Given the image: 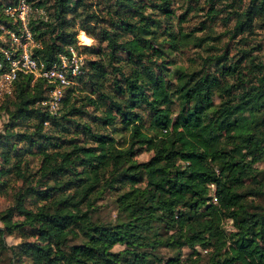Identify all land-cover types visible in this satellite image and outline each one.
Returning <instances> with one entry per match:
<instances>
[{
    "label": "trees",
    "instance_id": "trees-1",
    "mask_svg": "<svg viewBox=\"0 0 264 264\" xmlns=\"http://www.w3.org/2000/svg\"><path fill=\"white\" fill-rule=\"evenodd\" d=\"M178 1H34L47 16L29 23L36 59L48 66L68 46L95 58L76 77L87 94L65 87L56 114L41 104L40 78L18 75L0 100V195L12 199L0 213L2 264H180L182 248L195 258L202 249L206 264H264V174L255 166L264 163V61L248 40L264 31V0H223L236 58L219 49L223 34L211 35L222 11L213 0L188 31L194 4L176 13ZM13 3L0 1L5 29ZM78 31L95 44L78 46ZM190 47L197 62L166 66L169 53ZM49 126L71 137L60 141ZM138 150L151 154L137 162ZM104 192L112 221L94 217ZM3 233L33 240L7 245ZM160 248L175 254L164 259Z\"/></svg>",
    "mask_w": 264,
    "mask_h": 264
},
{
    "label": "rangeland",
    "instance_id": "rangeland-1",
    "mask_svg": "<svg viewBox=\"0 0 264 264\" xmlns=\"http://www.w3.org/2000/svg\"><path fill=\"white\" fill-rule=\"evenodd\" d=\"M5 2L6 0H0ZM35 1V0H34ZM34 1L30 0L28 1V3L30 4L31 7H33V3ZM192 0H180L178 2H175L173 4V8L175 9L176 13H181L183 11V9L188 6V5H192L194 4V11L190 12L189 15L187 16V21L184 22L182 24V29L188 31L190 30L192 27L197 26V23L201 20H203V18L205 19V11L208 7V3L209 0H196V3L190 2ZM215 6L218 9H222V11H220L218 13V17L212 24H211V35H216V34H223V36L221 37V43H220V47L219 49H224L226 50L229 55L232 54V58H236V53H237V49H238V43L236 42L237 38H229V32L232 26V21L231 20H227L225 24H223L222 22V18L225 15V7H223L222 3H225L223 0H213ZM5 16V15H4ZM8 18V17H7ZM9 19V18H8ZM230 19V18H229ZM11 22V20H10ZM198 35V33H196ZM80 34L79 31L77 33L76 39L77 41L81 42L83 45H87V46H91L94 45L95 42L93 41V39L89 38L91 40V43H84L81 39H80ZM86 36V35H85ZM248 40L250 41V43L254 46V45H258V46H254V48H252V54L256 56V59H261L262 61H264V31L262 30H254L252 34H250L248 36ZM241 43V42H240ZM4 45L7 46L8 45V39H7V35H6V30L5 28H3L0 25V45ZM259 47V50H255L256 48ZM193 53H196L195 48L190 47L189 49H186V51H184L181 55L178 53H169L166 57V66L169 67V69H172V67L175 65H181V66H186L190 64L191 59H194V61H198V59H196L193 55ZM82 55V61L84 62L87 59H94L95 57L91 54L88 53H80ZM82 62V64H83ZM74 87V89H76L75 94L77 96H82L84 94H87L86 88H84V86H82L81 83L77 82V80L75 79L73 81L72 84H70L68 87ZM108 89L111 88V86H107ZM91 97H95V95H92ZM87 111L90 112V107L86 108ZM88 118V117H87ZM84 119V118H83ZM80 121V120H79ZM86 121L92 123L90 121V119H86ZM7 122V116L6 114H4L3 112H0V133L3 132V125ZM46 128L48 127V125H45ZM50 127V126H49ZM93 129L95 128V126H92ZM99 131H103L102 129H99ZM50 132L51 135H58L59 136V140L60 141H64V139H69L71 137V135L68 134V132L63 131L62 129H56V128H52L50 127ZM80 137V136H79ZM120 138H118L119 140ZM82 138L79 139V141H81ZM150 151L148 150H138L137 154L134 155L132 157V159H134L137 162H141V161H145L148 159V157L150 156ZM38 166V159L33 157L31 158V160L29 161V168L31 170H35ZM256 169L262 171V174H264V163H257L256 165ZM249 180H244L243 184H247ZM12 185H14V187H17L19 185V181L17 179H14L12 181ZM213 188L211 187V192H212ZM11 194L10 191L7 192L6 194H1L0 195V213H4L6 209L10 208L12 206V199H11ZM95 211H94V217L98 220L101 221H112L113 218L115 217V209H114V205L112 202V197L111 194L109 192H104L102 194V196L96 201V206H95ZM17 217L15 216L14 219H16ZM0 227H1V223H0ZM224 228L225 230L231 231L232 227L230 224L229 220H225L224 221ZM3 240L5 241V243L7 245H16L22 241H32L33 240V236H31V234H28V236H24V237H19L18 234L15 235H6L5 233H3ZM123 247L121 245H114L112 247V251H119L121 250ZM197 250V249H196ZM199 252V255L197 258H195L194 256L189 254V251L186 248H182L180 250V254H179V258H180V264H206L207 261V254L206 252H204L202 249H198L197 250ZM159 253L160 255L164 258L167 259L169 257H171L172 255L175 254V252L167 249V248H160L159 249ZM9 257L8 253H0V264L2 263H6L7 262V258ZM21 264H28V262L25 260L23 261Z\"/></svg>",
    "mask_w": 264,
    "mask_h": 264
},
{
    "label": "built area",
    "instance_id": "built-area-1",
    "mask_svg": "<svg viewBox=\"0 0 264 264\" xmlns=\"http://www.w3.org/2000/svg\"><path fill=\"white\" fill-rule=\"evenodd\" d=\"M3 13L11 20L12 28L5 29L8 45H0V53L5 61V68L0 63V100L11 92L18 75L31 76V82L40 78L47 86L46 97L41 104L48 113L56 114L64 88L83 73L82 55L76 48L68 46L57 54L52 64L45 66L32 54V48L37 47L38 43L29 27L33 20H46L45 11L31 7L27 0H14L12 6L3 9ZM77 45L83 44L77 41Z\"/></svg>",
    "mask_w": 264,
    "mask_h": 264
},
{
    "label": "clouds",
    "instance_id": "clouds-1",
    "mask_svg": "<svg viewBox=\"0 0 264 264\" xmlns=\"http://www.w3.org/2000/svg\"><path fill=\"white\" fill-rule=\"evenodd\" d=\"M80 39L84 42V43H91V40L86 37L83 33H81Z\"/></svg>",
    "mask_w": 264,
    "mask_h": 264
}]
</instances>
